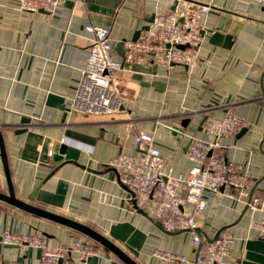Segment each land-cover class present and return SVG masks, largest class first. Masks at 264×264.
<instances>
[{
    "label": "crops",
    "instance_id": "crops-1",
    "mask_svg": "<svg viewBox=\"0 0 264 264\" xmlns=\"http://www.w3.org/2000/svg\"><path fill=\"white\" fill-rule=\"evenodd\" d=\"M194 1L209 5L200 16L197 61L166 67L152 54L125 58L117 43L131 39L151 14L171 8V0H61L50 13L0 0V131L12 186L18 198L94 228L139 264H161L152 255L155 248L191 258L197 248L189 232L167 231L134 208L127 186L107 163L120 152L135 153V134L143 130L152 133L173 172L186 176L192 164L187 146L205 135L204 119L233 112L247 124L221 137L214 153L242 164L252 179L250 193L261 202L253 208L222 190L204 189L206 206L195 214L196 229L204 241L230 230L228 259L264 264V238L249 225L251 217L264 218V1ZM224 15L241 22L228 46L210 40ZM90 21L110 27L112 54L122 61L117 80L123 104L113 114L71 109L91 38L84 24ZM56 142L77 148L76 160L56 167L50 153ZM0 191L7 192L1 156ZM5 231L41 234L52 246L87 239L96 249L88 264H126L86 234L0 200V260L40 264L38 248L3 243Z\"/></svg>",
    "mask_w": 264,
    "mask_h": 264
},
{
    "label": "built area",
    "instance_id": "built-area-1",
    "mask_svg": "<svg viewBox=\"0 0 264 264\" xmlns=\"http://www.w3.org/2000/svg\"><path fill=\"white\" fill-rule=\"evenodd\" d=\"M60 2L18 0V6L26 11L50 13ZM171 5L168 10L154 14L143 36L135 41H124L125 58L152 54L166 67L172 63L197 61L203 30L200 16L209 11V5L194 0H171ZM84 30L91 34V38L71 109L86 115L113 114L123 104L117 80L122 61L112 54L109 26L90 21L84 24ZM246 124L243 116L233 112L219 118L207 116L202 122L205 135L192 138L187 146L192 164L186 176L173 172L154 144L152 133L143 130H137L135 134V153L120 152L108 161L107 165L116 170L119 182L132 192L131 198L137 208L158 220L167 231L189 232L191 242L197 248L195 255L190 258L184 253L155 248L152 255L161 264H245L240 259H228L234 234L224 228L212 240L204 241L196 229L195 214L206 206L204 189L222 190L241 198L250 207L259 206L261 198L251 195L252 179L242 164L227 161L214 153V149L221 146V137L238 132ZM186 205L191 209L186 210ZM249 225L256 236L264 238V218L251 217ZM1 241L38 248L40 264H88V257L96 252L92 243L83 238L74 239L68 247H63L50 245L41 234L5 231ZM0 264L19 263L0 260Z\"/></svg>",
    "mask_w": 264,
    "mask_h": 264
},
{
    "label": "water",
    "instance_id": "water-1",
    "mask_svg": "<svg viewBox=\"0 0 264 264\" xmlns=\"http://www.w3.org/2000/svg\"><path fill=\"white\" fill-rule=\"evenodd\" d=\"M153 17H154V14H151V16L147 18V23L141 26L140 29L134 32V34L131 37V40L135 41L139 37L141 30L143 29L146 30L149 28V23L153 20ZM240 23L241 22L239 20L233 19L229 16H225V15L221 16V18L216 23L213 32L210 35V40L216 43H219V42L223 43V45L225 46L230 45L232 42L233 36L237 33ZM125 40H126L125 38H122L121 40H119V42L117 43L118 49H121L122 51H124L123 43ZM179 46L183 47V45H179ZM77 154H78L77 148L71 145H68L64 142H56L53 148L51 149V160L52 162L56 163V167H57L66 161H75L77 158ZM0 156H1L2 163H3L4 172H5L6 181H7V192L0 191V200L13 204L25 211L32 212L39 216L54 220L56 222H59L71 228H74L80 231L81 233L86 234L90 238L101 243L103 246H105L107 249L113 252L116 256H118L122 261H124L126 264H139L136 260H134L131 256H129L123 249H121L113 241H111L105 235L98 232L97 230L90 227L89 225L83 222H80L78 220H75L73 218H70L68 216L53 212L51 210L42 208L40 206L34 205L28 201L18 198L15 195L14 189L12 186L9 169L7 166V158H6V153H5L1 131H0ZM123 186L126 187L124 184ZM36 189L37 187L33 189L29 197L33 196ZM129 192L132 196L133 195L132 192L130 190ZM131 202L134 208H136L138 211L142 213H145L142 209L136 207L134 198H131ZM217 233L215 234V236L217 235Z\"/></svg>",
    "mask_w": 264,
    "mask_h": 264
},
{
    "label": "trees",
    "instance_id": "trees-1",
    "mask_svg": "<svg viewBox=\"0 0 264 264\" xmlns=\"http://www.w3.org/2000/svg\"><path fill=\"white\" fill-rule=\"evenodd\" d=\"M87 236V235H86ZM89 237V236H88ZM90 238V237H89ZM90 240L92 241V242H96L94 239H92V238H90Z\"/></svg>",
    "mask_w": 264,
    "mask_h": 264
}]
</instances>
